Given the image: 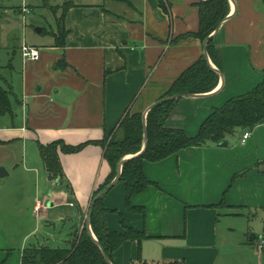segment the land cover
Instances as JSON below:
<instances>
[{
	"label": "crops",
	"instance_id": "0c3cea01",
	"mask_svg": "<svg viewBox=\"0 0 264 264\" xmlns=\"http://www.w3.org/2000/svg\"><path fill=\"white\" fill-rule=\"evenodd\" d=\"M66 1L77 7L65 16L64 46L54 40L47 48L38 47L37 62L23 60L21 98L13 100L14 114L4 116L10 127L0 128L5 142L0 145V167L7 164L12 171L6 170L5 178L14 177L11 184L0 178V264H21L31 248L71 247L85 226L94 193L110 172L103 150L90 144L78 153H60L63 178L53 179L39 145L103 140L126 113L145 116L205 56L204 42L189 37L200 27L194 6L199 0H164L168 12L160 0H129L132 6ZM229 7V19L213 37L220 70L208 56L219 72L217 88L184 97L167 121L168 127L191 137L215 109L264 80L263 0H229ZM27 10L24 17L31 13ZM246 132L250 137L243 143ZM144 173L151 185L134 195L132 204L143 207L145 215L127 210L119 182L104 197L110 231L129 227L149 237L141 244L140 264H264V252L254 249L257 236L245 242L222 222L245 221L264 212V120L240 129L226 147L188 148L158 163H145ZM38 204L41 208L35 211ZM137 257V243L125 242L114 263L138 264Z\"/></svg>",
	"mask_w": 264,
	"mask_h": 264
},
{
	"label": "trees",
	"instance_id": "16d2710c",
	"mask_svg": "<svg viewBox=\"0 0 264 264\" xmlns=\"http://www.w3.org/2000/svg\"><path fill=\"white\" fill-rule=\"evenodd\" d=\"M160 6L165 12H168L164 0H160ZM194 6L199 10L200 27L197 33H193L189 37L204 42L228 17L229 0H199L194 3ZM75 7L77 5L71 1L66 2L63 6L54 7L61 11L60 16L55 15L56 19L58 18V26L57 32L52 34L56 46L62 47L65 44L67 31L64 19L67 12ZM207 51L213 63L220 70V60L213 38L207 45ZM218 80V73L210 66L206 57H202L173 83L170 90L161 99L168 100L148 112L146 119L143 114L128 112L120 121L117 129L113 130L111 134L105 135L101 141L87 142L78 146H70L63 141H57L48 146L39 145V151L47 171L53 179L62 180L63 168L59 160L60 153H78L90 144L100 147L110 172L105 182L98 186L93 196L94 199L116 179L119 163L125 157L134 155L123 164L118 182L125 188L127 210L145 215L143 207L132 204L133 196L142 193L151 185L144 173L145 163H158L185 149L203 147L208 144L226 147L228 139L235 136L240 129H252L264 120L263 80L251 92L233 98L220 109H215L203 122L196 136L191 137L183 129L167 126V121L173 110L184 97L209 94L217 88ZM13 94L12 86L9 83L6 84L0 76V117L14 114ZM145 129L147 130L148 144L142 151ZM3 144L4 142H0V145ZM104 197L95 204L90 220L91 229L96 239L84 228L80 234L75 235L73 245L69 248L27 249L23 254L21 264H108L104 255L112 264H115V252L129 241L137 243V261L142 263L141 244L149 237L144 230L129 227H125L122 232L110 231L105 218L109 210L104 206ZM166 264H185V262L172 261Z\"/></svg>",
	"mask_w": 264,
	"mask_h": 264
},
{
	"label": "rangeland",
	"instance_id": "374dc122",
	"mask_svg": "<svg viewBox=\"0 0 264 264\" xmlns=\"http://www.w3.org/2000/svg\"><path fill=\"white\" fill-rule=\"evenodd\" d=\"M63 1L64 0H2L0 2V76L5 80L6 84L9 83L14 87L12 102L13 100H15V97H18L19 99L21 98L20 87L23 82V57L20 47L22 46L24 41L31 46L37 45L36 47H40L42 49H44L43 47L47 48L49 47V45L53 44V41L55 39L52 34L57 32L58 26V18L56 19L55 15H57L58 13L61 14V11H58L56 8L59 5L63 6L66 2H70L66 1L63 4ZM95 1L97 4H101L102 1L104 3L109 1H116L123 2L124 4L132 6L129 0ZM48 5L52 6V8H49ZM23 7H25L26 9L28 8L31 12L25 17L20 12V9ZM37 30H42V33H38ZM15 122L18 125L16 120ZM9 125V121L6 117H0V128L10 127ZM0 142L3 141L0 140ZM143 148L141 150H143ZM28 151L30 152V147H28ZM22 152V149H20V152H15L14 158H18ZM133 156L134 155H130L129 158H133ZM2 159L3 158H0V160ZM5 165L7 164H2L0 168L5 169V171L7 170L11 172V168ZM2 180H4L3 182H10L11 184L12 181H14V177H8ZM40 208L41 206L38 207L37 205L35 211L39 210ZM87 217L88 213L85 220H87ZM222 222H226L228 227H232L233 229H235L238 232V238H240V236H243L245 242H247L253 234H255L257 237H264V212L258 213V216L252 219L251 217L247 216L245 221L242 219H225ZM86 223L83 229H87ZM233 234L236 233L233 232ZM92 237L96 239L94 234L92 235ZM254 244V249L256 251H259L256 248V242H254ZM247 256L248 260L254 262V257L251 253H247Z\"/></svg>",
	"mask_w": 264,
	"mask_h": 264
},
{
	"label": "water",
	"instance_id": "95a60500",
	"mask_svg": "<svg viewBox=\"0 0 264 264\" xmlns=\"http://www.w3.org/2000/svg\"><path fill=\"white\" fill-rule=\"evenodd\" d=\"M229 18H226L225 20H228ZM224 20V21H225ZM223 21V22H224ZM223 22L220 24V26L217 28V30L214 32L213 35H211L210 37H208L205 41H204V54H205V57H206V60L209 61V57H208V53H207V45L209 43L210 40H212V38L217 34V32L219 31V29L221 28ZM38 33L41 32V30H37ZM209 63V62H208ZM217 73H219L217 70H216ZM190 97H197V95H192ZM168 99H163V100H160L158 102H156L155 104H153L148 112H150L154 107L158 106V105H161L162 103H164L165 101H167ZM147 112V114H148ZM147 114L144 116V119H146V116ZM147 144H148V140H147V130L145 129L144 130V148L142 151L145 150V148L147 147ZM142 153V152H141ZM131 159V158H129ZM129 159H126V160H122L120 163H119V170H118V176L116 177V179L105 189L103 190L96 198L93 199V201L91 202V206H90V209H89V213H88V217H87V230L88 232L90 233V235L92 236L93 235V232L91 230V224H90V220H91V217H92V214H93V209H94V206L95 204L97 203L98 200H100L101 198H103L105 195H107V193L113 188V186L118 182L119 178H120V175H121V171H122V166L123 164L128 161ZM7 172L5 171V169L3 168H0V178H5L7 177ZM58 183L61 184V181L58 180ZM254 235V234H253ZM253 237L252 236L250 238L251 241H253ZM105 256V259L107 261L108 264H112L109 259Z\"/></svg>",
	"mask_w": 264,
	"mask_h": 264
},
{
	"label": "built area",
	"instance_id": "2783aa9c",
	"mask_svg": "<svg viewBox=\"0 0 264 264\" xmlns=\"http://www.w3.org/2000/svg\"><path fill=\"white\" fill-rule=\"evenodd\" d=\"M23 14L27 13V9H22ZM21 48V54L25 63L37 62L41 57V49L36 46H31L27 42H23ZM250 137V133L246 132L242 138V142L245 143ZM38 206H41L38 204ZM256 248L263 252L264 251V237H257L256 239Z\"/></svg>",
	"mask_w": 264,
	"mask_h": 264
}]
</instances>
